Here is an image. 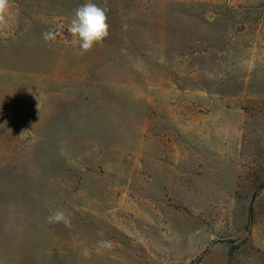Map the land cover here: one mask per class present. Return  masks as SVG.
<instances>
[{"label":"rangeland","instance_id":"rangeland-1","mask_svg":"<svg viewBox=\"0 0 264 264\" xmlns=\"http://www.w3.org/2000/svg\"><path fill=\"white\" fill-rule=\"evenodd\" d=\"M85 2L0 29V264H264V0Z\"/></svg>","mask_w":264,"mask_h":264},{"label":"clouds","instance_id":"clouds-1","mask_svg":"<svg viewBox=\"0 0 264 264\" xmlns=\"http://www.w3.org/2000/svg\"><path fill=\"white\" fill-rule=\"evenodd\" d=\"M13 0H0V29L6 27L13 19ZM66 32L71 36L69 42L73 47L79 48L78 55L90 51L95 44H101L109 36V24L107 16V8L98 6L92 0H86L85 3L78 6L73 17L68 21L66 28L61 25ZM63 35L59 29L48 30L42 33L45 42H55L58 36ZM49 224L64 223L69 224L70 221L65 215V212L57 209L47 217ZM103 236V233H100ZM112 242L108 239L97 241L95 251L99 253L101 249H111ZM81 255L88 258L92 255V250L83 248Z\"/></svg>","mask_w":264,"mask_h":264}]
</instances>
